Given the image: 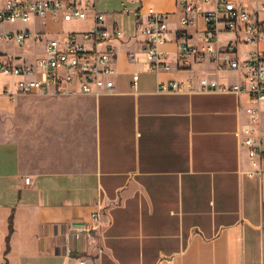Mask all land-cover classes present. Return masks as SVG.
Returning a JSON list of instances; mask_svg holds the SVG:
<instances>
[{
	"label": "crops",
	"instance_id": "crops-1",
	"mask_svg": "<svg viewBox=\"0 0 264 264\" xmlns=\"http://www.w3.org/2000/svg\"><path fill=\"white\" fill-rule=\"evenodd\" d=\"M123 1L130 13L121 22L101 9L106 27L111 31L116 24L124 33L101 47L117 50L112 93L13 97L16 87L5 94L8 84H2L0 264H264V174L248 175L252 166L237 136L247 123L248 98L157 92L161 82H238L236 74L208 61H181L177 37L186 30L190 44L202 48L204 22L196 16V24L184 30L180 3H195L200 12L214 5L138 0L143 18L148 8L170 17L168 42L161 48L168 68L154 73L138 26L141 5ZM239 1L252 10L250 1ZM37 22L64 23L28 24ZM74 25L67 32L86 31L92 20ZM19 30L18 24H0V33ZM234 39L223 34L219 44ZM12 44L0 41V54L28 60L27 45L14 44L25 48L16 53ZM257 47L264 50V43ZM253 48L239 45L243 56ZM19 98L38 103L28 130L16 125L27 114L18 108ZM94 216L98 228L77 237Z\"/></svg>",
	"mask_w": 264,
	"mask_h": 264
},
{
	"label": "built area",
	"instance_id": "built-area-1",
	"mask_svg": "<svg viewBox=\"0 0 264 264\" xmlns=\"http://www.w3.org/2000/svg\"><path fill=\"white\" fill-rule=\"evenodd\" d=\"M136 12L138 26L146 37L145 60L150 72L158 73L168 68L166 54L161 48L168 42L169 14L148 8L143 18L144 6ZM214 8L200 12L197 4L182 1L181 27L185 30L196 24V16L204 22L203 47L189 42L186 30L177 37L181 61L184 66L208 61L217 69L237 75L238 82L224 85L207 77L197 83L161 82L158 93L216 92L246 96L250 106L246 109L247 123L237 136L250 160L249 176L264 174V50L257 46L264 43V0H248L252 10L239 0H202ZM129 14L128 8L124 9ZM106 14L99 11L97 0H3L0 5V24H28L35 20L64 23H82L92 20V27L83 32H66L58 36L33 33L28 29L0 33V41L25 46L28 41L42 45V53L34 60L0 54V74L16 79V94H10L9 85L4 93L15 95H70L98 96L115 89L113 58L117 50L106 46L111 40H120L123 30L116 24L110 31L106 27ZM223 34H233L235 39L219 44ZM252 46L244 56L239 45ZM132 61L136 60L131 55ZM138 75L134 76V84ZM197 85V88H196ZM30 184V179H26ZM93 223L78 230L77 237L85 231L98 228V216Z\"/></svg>",
	"mask_w": 264,
	"mask_h": 264
},
{
	"label": "rangeland",
	"instance_id": "rangeland-1",
	"mask_svg": "<svg viewBox=\"0 0 264 264\" xmlns=\"http://www.w3.org/2000/svg\"><path fill=\"white\" fill-rule=\"evenodd\" d=\"M97 7L100 11H105L107 13H111L115 15V20L117 22H121V19L126 20L127 18L123 15L124 14V9L129 7L128 4H126L123 0H97ZM102 9V10H101ZM45 22H50V20H47ZM18 24V28L20 30L26 28V27H19V25H25L29 28V26L35 27L36 30H46L45 32H60V33H66L70 29L74 28V23H58V24H53V23H48L47 26H45L44 22H37L35 25H30V24H21V23H16ZM54 36V35H51ZM27 47L26 50H28L30 56L28 60L32 61L36 59L43 51L42 45L40 43H36L34 41H28L27 42ZM12 51H15L16 53H21L25 51L19 50L16 45L12 44L11 45ZM248 49V48H246ZM245 50V49H244ZM16 83V79L12 77H7L2 74H0V91H2V84L6 85L8 84L10 86L11 91L15 89L14 84ZM70 97H85L84 95H70V96H63V97H58V98H70ZM35 99L33 98H19L17 101L18 108L21 110H24L27 114L20 116L19 119L16 121V125L18 130L21 129H29L30 126L33 123V116L32 113L35 109H37V104L36 101L34 102ZM38 102V101H37Z\"/></svg>",
	"mask_w": 264,
	"mask_h": 264
},
{
	"label": "trees",
	"instance_id": "trees-1",
	"mask_svg": "<svg viewBox=\"0 0 264 264\" xmlns=\"http://www.w3.org/2000/svg\"><path fill=\"white\" fill-rule=\"evenodd\" d=\"M10 229L12 230V218L10 219Z\"/></svg>",
	"mask_w": 264,
	"mask_h": 264
}]
</instances>
